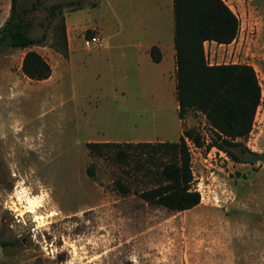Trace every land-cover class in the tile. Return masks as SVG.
<instances>
[{
    "label": "rangeland",
    "instance_id": "374dc122",
    "mask_svg": "<svg viewBox=\"0 0 264 264\" xmlns=\"http://www.w3.org/2000/svg\"><path fill=\"white\" fill-rule=\"evenodd\" d=\"M60 1L18 0L27 8L35 2L30 34L47 37L30 49L53 67L52 77L22 73L27 49L0 50V241L7 242L0 244V264H264V0H225L240 28L233 43L218 48L221 63L251 64L262 89L242 140L247 162L211 150L205 117L189 111L180 121L174 81L145 72L136 49L124 47L130 14L141 12L142 0L63 1L51 16L48 6ZM10 3L1 4L4 14ZM79 4L67 17L76 27L72 57L60 66L56 56L69 59L60 32L64 13ZM111 4L121 8L120 24ZM161 7L159 36L166 41L173 13L169 0ZM83 26L102 27L110 48L86 46L83 36L96 31L81 34ZM188 127L205 143L189 142L192 187L201 200L183 211L147 203L140 192L152 179L113 150L90 154L86 147L175 142Z\"/></svg>",
    "mask_w": 264,
    "mask_h": 264
},
{
    "label": "trees",
    "instance_id": "16d2710c",
    "mask_svg": "<svg viewBox=\"0 0 264 264\" xmlns=\"http://www.w3.org/2000/svg\"><path fill=\"white\" fill-rule=\"evenodd\" d=\"M63 1L71 3L62 0L48 6L51 16L61 9ZM34 7L35 2L27 8L18 5V0H11L9 14L0 26V50L27 49L22 57V73L30 79L45 80L51 75V66L40 53L30 49L47 37L46 32L40 37L30 34L32 21L27 15ZM239 28L238 16L224 0H173L178 117L183 120L189 111L201 113L213 132L206 145L218 147L235 161L247 162L243 155L250 152L242 140L252 129L262 96L257 73L248 63L210 64L204 50L205 41L231 43ZM60 32L66 54L64 22ZM150 55L155 62L161 58L156 46L150 48ZM188 141L196 146L205 143L196 128L188 127L175 142H87L86 147L90 154L113 150L117 160L125 161L135 172L143 171L144 176L152 179V185L140 192L147 203L183 211L201 200L200 192L192 187ZM251 153L256 159L261 157ZM87 171L91 175V169Z\"/></svg>",
    "mask_w": 264,
    "mask_h": 264
},
{
    "label": "crops",
    "instance_id": "0c3cea01",
    "mask_svg": "<svg viewBox=\"0 0 264 264\" xmlns=\"http://www.w3.org/2000/svg\"><path fill=\"white\" fill-rule=\"evenodd\" d=\"M6 0L0 1V26L8 16V14H4L1 8V4L5 2ZM131 1V0H128ZM143 6L141 8V12L137 15H134L133 11L131 12V21L133 22V25L129 28L128 35L125 34L124 41L127 43L124 45L125 48L134 47L136 50H134V59L138 62V64H141V69H143L145 72L153 73L157 71V78L160 80H173L174 86L176 83L175 80V70H176V64H175V48L173 44V16H172V33L167 35L165 37V40L161 38L159 35H161L162 31V25L160 21L161 16V10H162V0H142ZM225 1V0H224ZM2 2V3H1ZM226 2V1H225ZM170 6L172 8L173 13V0H169ZM80 7V4L77 5L74 9L67 11L64 13V24H65V36L67 40L68 45V53H69V59L66 60L63 58L60 54L57 57V60L59 61V65L62 64H69L70 59L72 57L71 53L74 48V38H75V32L76 27L72 26L68 21L67 17L70 16L73 12L75 13L76 9ZM121 8L117 4H111V11L112 16H115L117 21L122 22L120 20V16L123 14L120 12ZM73 11V12H72ZM126 13V12H125ZM124 13V14H125ZM138 17H141L138 22L136 19ZM135 22V23H134ZM95 29L96 33L93 35H97L101 41H102V34L104 33V29L99 26L95 27H88L83 26L81 27L80 31L82 34V31L84 29ZM122 30L125 31V26H122ZM121 31V30H120ZM92 36V35H91ZM85 37L83 36V39ZM136 38V39H133ZM133 41L134 43H131L129 41ZM235 39L231 42L233 43ZM103 42V41H102ZM229 44H221L217 43L215 41H205L204 42V50L206 54V58L210 64H220V51L219 47L221 45H230ZM152 46H156L161 54V58L159 61L155 62L153 61L151 55H150V48ZM95 47V46H94ZM101 47H107L110 48V45L103 42V46ZM127 51V50H126ZM127 53L122 52V56L126 57ZM131 56V54L129 55ZM22 58L19 64V68L21 67ZM128 63V61H127ZM242 63V62H239ZM249 64V63H248ZM251 65V64H250ZM59 66V68H60ZM53 67L51 66V75L47 78L49 79L52 77ZM4 77V75L0 74V77ZM141 76V75H140ZM126 79L128 78V75H125ZM145 78H148L147 75ZM176 97V96H175ZM178 107V104H177ZM181 121V120H180ZM182 132V131H181Z\"/></svg>",
    "mask_w": 264,
    "mask_h": 264
},
{
    "label": "built area",
    "instance_id": "2783aa9c",
    "mask_svg": "<svg viewBox=\"0 0 264 264\" xmlns=\"http://www.w3.org/2000/svg\"><path fill=\"white\" fill-rule=\"evenodd\" d=\"M83 42L86 46H89V45H92L95 47L103 46V42L101 41V39L97 35L85 37L83 39ZM189 142L190 141H188V146H189ZM191 143H192V145H195L193 142H191ZM210 149L213 150L214 152L219 153L221 156H227V154L223 150L219 149L218 147H216L214 145H212Z\"/></svg>",
    "mask_w": 264,
    "mask_h": 264
},
{
    "label": "bare ground",
    "instance_id": "6f19581e",
    "mask_svg": "<svg viewBox=\"0 0 264 264\" xmlns=\"http://www.w3.org/2000/svg\"><path fill=\"white\" fill-rule=\"evenodd\" d=\"M31 203H32V202H31ZM31 203H30V201H29V204H31ZM31 206H33V205L31 204ZM31 210H33V207H31Z\"/></svg>",
    "mask_w": 264,
    "mask_h": 264
}]
</instances>
